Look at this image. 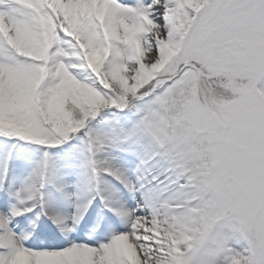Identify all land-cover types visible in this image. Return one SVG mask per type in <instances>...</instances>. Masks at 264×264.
I'll return each instance as SVG.
<instances>
[{
  "label": "snow or ice",
  "instance_id": "6c2138e0",
  "mask_svg": "<svg viewBox=\"0 0 264 264\" xmlns=\"http://www.w3.org/2000/svg\"><path fill=\"white\" fill-rule=\"evenodd\" d=\"M0 264H264V0H0Z\"/></svg>",
  "mask_w": 264,
  "mask_h": 264
}]
</instances>
